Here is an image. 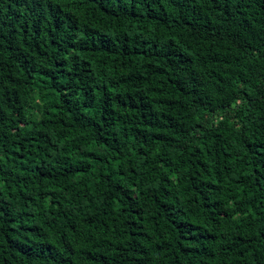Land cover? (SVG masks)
I'll use <instances>...</instances> for the list:
<instances>
[{"label": "trees", "instance_id": "trees-1", "mask_svg": "<svg viewBox=\"0 0 264 264\" xmlns=\"http://www.w3.org/2000/svg\"><path fill=\"white\" fill-rule=\"evenodd\" d=\"M0 264H264V0H0Z\"/></svg>", "mask_w": 264, "mask_h": 264}]
</instances>
